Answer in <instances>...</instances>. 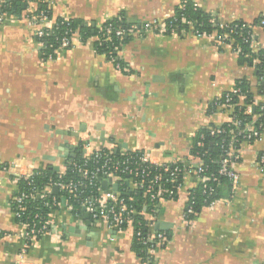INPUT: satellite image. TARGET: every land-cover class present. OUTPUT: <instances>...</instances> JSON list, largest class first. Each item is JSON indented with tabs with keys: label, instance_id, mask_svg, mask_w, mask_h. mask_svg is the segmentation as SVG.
<instances>
[{
	"label": "crops",
	"instance_id": "1",
	"mask_svg": "<svg viewBox=\"0 0 264 264\" xmlns=\"http://www.w3.org/2000/svg\"><path fill=\"white\" fill-rule=\"evenodd\" d=\"M180 1L29 0L28 9L45 3L54 22L80 18L100 27L125 14L138 28L119 51L121 69L96 51L95 38L83 41L78 31L50 60L27 9L0 10V229L8 232L0 240V264H264V169L257 165L264 129L258 139L241 143L233 164L238 183L214 205L185 216L189 192L199 185L190 176L175 199L161 204L155 228L169 241L149 262L133 249L132 228L95 222L85 208L73 212L59 188L48 189L61 197L49 215L51 230L32 243L12 209L17 173L45 167L66 173L80 151L142 150L155 162L190 156L201 128L230 121L228 112L209 109L238 78L251 82V113L264 108L255 69L240 63L235 39L218 43L192 28L172 33L144 27L172 18ZM193 1L220 24L250 25L251 50L264 49V0Z\"/></svg>",
	"mask_w": 264,
	"mask_h": 264
},
{
	"label": "built area",
	"instance_id": "2",
	"mask_svg": "<svg viewBox=\"0 0 264 264\" xmlns=\"http://www.w3.org/2000/svg\"><path fill=\"white\" fill-rule=\"evenodd\" d=\"M24 1L29 2V0ZM194 4L195 6H199L196 1H194ZM26 17L30 25L34 27L35 35L43 48L48 50V59L52 60L55 58L56 51L60 46H71L73 36L77 33V30H71V32L67 31L63 36H57L55 41L58 46H56L55 42H49L47 40L48 36H51V30L57 26V22L52 20V15L46 10H39L38 7L29 8L27 9ZM2 20L3 17L0 14V21ZM167 20H157L146 24L145 27L146 29L156 27L160 32L177 33V28L168 24L166 22ZM211 22H213V19ZM185 23L189 24L196 36L214 35L213 37L218 43H224L227 39L233 38L230 32L223 31L219 33L214 31L207 33L198 28H194V24L190 21L185 20ZM262 23L264 24V20ZM227 24H220V26L221 28H225ZM247 26L249 30L248 35L244 37L245 41L251 40L254 35L252 27L248 24ZM234 27L235 29L238 28L239 24L234 25ZM108 32L110 33L111 30L108 29ZM124 33L125 30L122 29L116 32L119 36ZM111 60L116 64L117 68L121 69L115 57H112ZM239 92L240 89L236 86L233 91L224 94L225 100L223 102L216 103L217 109L228 112L230 114V122L238 127L237 130L231 131L233 135L231 136L230 142L227 145H222V155L218 170V173L229 178L234 186L238 183L240 177L233 168L234 161L238 158L239 150L234 143L240 138L243 139V142L254 141L258 139L262 133L261 129L256 127L255 119L247 123L244 128L240 127L241 121L237 118L236 113H234L236 104L231 102V94H238ZM240 96L243 98L242 94H240ZM251 107L252 105H248L246 109L247 114H251ZM210 129L212 134H215L216 131L220 133L223 132V129L219 128ZM86 148H89V143ZM76 157L69 163L66 173H58L59 180L56 181L52 187L54 188L57 186L62 191V194L64 196L66 195V201L72 208L73 205L70 201L76 197L82 207L89 213L93 221L105 223L110 228L119 231L132 228L134 239L136 238L140 243L147 246L149 259L151 256L154 257L159 249L166 246L169 241V235L166 231L155 228L158 209L161 204L173 200L178 196V192L182 188L185 178L188 176L194 178L195 182L202 184L204 188H207V182L209 180L218 179L214 174H205L208 170L207 164L203 156L195 154H190V156L174 162H155L148 153L142 150L122 151L120 157H117L116 153L114 154L112 151L95 149L91 153L85 152L82 154L81 161H77ZM257 165L260 169H264V152L259 154ZM70 167L78 178H69L65 180L64 176L68 174ZM34 174L35 171L28 174L17 173V180L19 181L22 177L31 179ZM130 175L140 177L139 179L132 178L129 187L131 191L140 189L145 191L144 196L146 203L144 209L140 210L137 206L136 199L133 197L129 198L124 192L125 189L123 191L121 190L124 176ZM104 182L108 184L106 189L103 187ZM115 185L118 186L117 190L114 188ZM48 189H51V187L43 188L40 193L45 195L49 193ZM194 190L195 188L189 192L188 203L184 210L185 216L190 218L195 216L198 212L194 207ZM23 197L28 198L29 195H15L12 198L11 202H16L17 204L16 210L14 209L16 218L20 217L25 212L26 207L22 205ZM30 197L32 198L33 195H30ZM53 202L54 205L59 204L57 197L53 198ZM216 202L217 201H211L206 205L212 206ZM136 216H139L141 220H145V228L147 230L145 234H143L141 227L137 228L135 226ZM37 217L38 215L35 216V220L38 219ZM23 225L26 227L25 238L27 242L30 241L28 244L36 241L38 236H42L51 230L49 220L44 222L38 229L36 228V223H33L32 226Z\"/></svg>",
	"mask_w": 264,
	"mask_h": 264
},
{
	"label": "trees",
	"instance_id": "3",
	"mask_svg": "<svg viewBox=\"0 0 264 264\" xmlns=\"http://www.w3.org/2000/svg\"><path fill=\"white\" fill-rule=\"evenodd\" d=\"M0 4L1 13L21 12L24 9H28V2L24 0H0ZM38 9L46 10L51 15V11L48 10L49 8L45 3L40 2L38 4ZM212 19L213 22H211ZM185 20L192 22L194 24V28H198L201 31H205L207 33L214 31L219 33H222L223 31L230 32L235 39V45H237L239 49L240 63L248 64L254 67L255 74L259 79L257 88L258 92H264V81L262 80L264 77V49H261L257 52H253L251 50L250 47L252 45V39L254 38H251L249 41L244 40V37L248 35L249 30V27L245 22L236 20L228 23L225 28H221L219 21L212 14L204 12L200 6H195L193 0H181L176 8L174 17L167 20L166 22L175 26L177 28V32L181 33L183 30H190V26L189 24L185 23ZM56 22L57 26L51 30V36H48L47 38L49 42H55L56 46H58L57 42L55 41L57 36H63L67 31L71 32V30H77L83 41H86L92 37L95 38L96 51L106 54L110 59L115 57L116 62L120 64L121 68L124 67V63L119 57V51L121 50L122 45L128 41L130 36L129 33L131 31L137 30L138 28L136 24H131L123 13L117 17L107 20L100 27H97L96 25H90L88 22H85L80 18H58ZM236 24H239V27L235 29L234 25ZM108 29L111 30L110 33L108 32ZM120 29L125 30V33L121 36L116 34V32ZM46 52H48V50H46ZM236 86L240 89V92L238 94H231V102L236 104L234 113H236L237 118L241 121L240 127L244 128L247 123L252 121L253 115L260 114L261 116L256 121V127L262 131L264 129V108L261 107V105H257L255 106L254 112L251 114L246 113L248 105H254V93L251 90V82L246 78H238L236 81ZM240 94H242L244 97L241 98ZM224 100L225 95L221 99H218L212 103L210 105L209 111H215L217 109L216 103L223 102ZM210 128L223 129V132L220 133L216 131L215 134H212ZM237 129V126L228 121L220 126L212 125L210 127H203L196 134L191 153L203 156L208 169L205 174H214V176L218 177L217 180H209L207 182V188H204L202 184H199L195 188L194 207L196 210H200L207 203H210L211 201H218L223 195L230 193L231 188L233 187L231 180L226 176L220 175L218 170L222 155V145H227L230 142L231 136L233 135L231 131H235ZM242 142L243 139L240 138L234 143V145L237 148H240ZM82 153L83 152L81 151L78 153L76 157L77 161L82 160ZM120 153L121 152H117L116 156L120 157ZM69 178H78L71 167L68 171V174L64 176L65 180ZM132 178L139 179L140 177H135L132 175L124 176L121 190L123 191L125 189L124 192L129 196V198L133 197L136 199L137 206L141 210L145 208V191L142 189L131 191L129 183ZM58 180V172H56L52 167H45L36 169L35 174L31 179L22 177L18 181V190L16 195H29L28 198L23 197L22 205H24L26 209L20 217L16 218L19 223L29 226H32L33 223H36V228L38 229L49 219L50 213L56 210L59 204L54 205L53 196L49 193L42 195L40 192H42L43 188L45 187L52 188L53 184ZM30 195H33V197L31 198ZM63 197L64 199L67 198L66 195H63ZM58 200L61 201V197L60 199L58 198ZM70 203L73 205V212H82L83 207L76 197H74ZM11 205L13 211L14 209L16 210V202H11ZM37 215L38 219L35 220V216ZM145 224V220H141L139 216H136L135 226L137 228L141 227L143 234H145L147 231ZM7 234V231L0 229V240ZM40 237L41 236H38V238ZM133 249L143 261H150L147 252V246L140 243L138 240H136V238L133 240ZM152 261L149 263L151 264Z\"/></svg>",
	"mask_w": 264,
	"mask_h": 264
},
{
	"label": "water",
	"instance_id": "4",
	"mask_svg": "<svg viewBox=\"0 0 264 264\" xmlns=\"http://www.w3.org/2000/svg\"><path fill=\"white\" fill-rule=\"evenodd\" d=\"M102 141H105V140L102 138ZM73 155L76 156V154H73ZM107 186H108L107 182H104L103 187L106 189ZM114 188L117 190V189H118V186L115 185ZM54 192H55V193L58 192V187H57V186L54 187ZM87 217H89V216L87 215ZM162 224H163V223H162Z\"/></svg>",
	"mask_w": 264,
	"mask_h": 264
}]
</instances>
